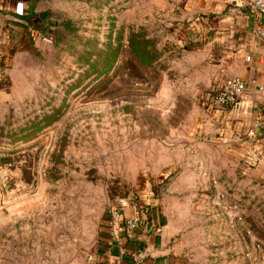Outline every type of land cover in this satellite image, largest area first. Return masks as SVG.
<instances>
[{"label": "rangeland", "instance_id": "1", "mask_svg": "<svg viewBox=\"0 0 264 264\" xmlns=\"http://www.w3.org/2000/svg\"><path fill=\"white\" fill-rule=\"evenodd\" d=\"M47 4L0 87V264H82L129 198L186 264H264V175L199 129L183 0Z\"/></svg>", "mask_w": 264, "mask_h": 264}, {"label": "crops", "instance_id": "2", "mask_svg": "<svg viewBox=\"0 0 264 264\" xmlns=\"http://www.w3.org/2000/svg\"><path fill=\"white\" fill-rule=\"evenodd\" d=\"M48 2L0 0V66L7 75L12 72L17 54L28 48L36 32H46L50 22ZM181 14L187 21L177 31L185 44L182 55L190 84L215 89L228 77L240 76L249 90L236 108L209 114L204 111L199 129L223 142L252 164L257 174L264 175V39L254 34L256 27L264 28V17L254 10L252 0H183ZM257 118L262 125L256 136L248 137ZM118 200L123 214L139 215L141 224L132 232L118 224L110 229L106 218L94 249L82 264H133L136 260L139 264H186L164 226L147 219L145 205L130 198Z\"/></svg>", "mask_w": 264, "mask_h": 264}, {"label": "built area", "instance_id": "3", "mask_svg": "<svg viewBox=\"0 0 264 264\" xmlns=\"http://www.w3.org/2000/svg\"><path fill=\"white\" fill-rule=\"evenodd\" d=\"M252 6L254 10L264 17V0H252ZM254 34L264 39V28L258 26L254 29ZM41 35L40 31L36 32V36ZM43 41L48 42L46 36L42 37ZM248 61L249 58L247 57ZM224 75V71H220ZM9 85V77L3 67L0 66V87L6 88ZM257 91H262V87H257ZM249 90L247 88V81L240 76L228 77L225 84L221 87L211 89L209 96L204 102V109L206 113L212 111L225 110V108H236L240 99L243 98ZM264 102V96L262 97ZM262 122L260 119H255L252 126L249 128L247 135L248 137L256 136L257 130L261 127ZM142 222V218L137 216L127 217L123 214L122 206L119 200H116L108 209L107 224L112 229L116 224L121 225L126 231L132 232ZM133 264H139V260L133 262Z\"/></svg>", "mask_w": 264, "mask_h": 264}, {"label": "trees", "instance_id": "4", "mask_svg": "<svg viewBox=\"0 0 264 264\" xmlns=\"http://www.w3.org/2000/svg\"><path fill=\"white\" fill-rule=\"evenodd\" d=\"M145 62H147V61H145ZM148 63H150V62L148 61L147 64H148Z\"/></svg>", "mask_w": 264, "mask_h": 264}]
</instances>
